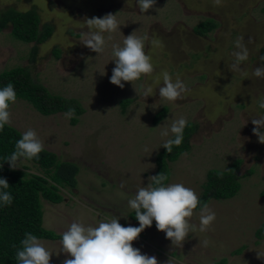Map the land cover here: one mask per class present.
Listing matches in <instances>:
<instances>
[{
  "label": "rangeland",
  "instance_id": "rangeland-1",
  "mask_svg": "<svg viewBox=\"0 0 264 264\" xmlns=\"http://www.w3.org/2000/svg\"><path fill=\"white\" fill-rule=\"evenodd\" d=\"M7 8L36 10L40 27L49 25L52 32L42 43H26L5 27L0 32V73L27 67L51 94L75 99L83 108L73 124L65 113L43 115L21 99L10 107L11 127L21 134L35 130L45 150L78 167L74 186L58 188L60 202L40 197L44 229L61 235L74 221L96 227L113 217L125 227H138L130 218L128 199L156 172L157 155L170 138L160 135L163 128L183 117L196 130L190 149L168 161L166 183H182L200 198L209 170H224L241 160V187L232 198L207 201L216 220L207 232L190 234L184 247H173L155 221L133 247L155 256L159 264H221L222 259L225 264H264L258 258L264 238L255 235L264 222V144L258 142L252 124L253 118L264 115V109L252 102L264 97V78L253 74L263 66L259 51L264 47V0H222V6H214L213 0H156L147 13L140 11L138 0H0V11ZM109 13L117 14L121 26L115 33H104L106 48L99 55L83 45L81 34L89 31L87 18ZM208 20L215 28L196 34L194 28ZM133 32L148 36L145 52L155 67L151 77L135 82L137 91L131 82H124L123 89L110 82L115 67L112 45L123 46V39ZM239 36L244 37L249 58L241 64L242 71L233 73L228 65L234 62ZM153 38L158 46L151 44ZM165 70L173 80L179 75L190 90L184 99H160L163 80L156 77ZM148 86L153 93L145 98ZM162 109L167 111L155 122ZM20 166L17 169L27 176H45L31 161ZM196 212L192 222L198 226ZM38 239L52 252L50 264L70 258L60 240ZM204 240L209 241L207 247Z\"/></svg>",
  "mask_w": 264,
  "mask_h": 264
},
{
  "label": "clouds",
  "instance_id": "clouds-1",
  "mask_svg": "<svg viewBox=\"0 0 264 264\" xmlns=\"http://www.w3.org/2000/svg\"><path fill=\"white\" fill-rule=\"evenodd\" d=\"M155 3L156 0H138V7L141 12L147 13ZM213 5L222 6V0H213ZM86 25L89 31L81 34V42L99 55L103 54L106 48L104 33H115L120 30L121 26L117 20V14L111 13L106 14L103 18H87ZM111 39L112 36L109 35L108 40ZM148 39L147 35L138 37L133 32L123 39V46L112 45V56L115 61L110 78L112 84L123 89L124 82H131L135 88L136 81L142 77L153 75L155 67L152 57L145 52V41ZM243 41V36L237 37L234 41L237 51L232 54L234 62L228 65L229 70L233 73L242 71L241 64L249 58V50ZM151 44L158 46L159 41L153 38ZM259 59L264 63V56ZM253 74L257 78H264V66L256 67ZM160 77L163 80V86L159 88V96L162 100L176 102L184 99L190 91L179 75L173 80L169 72L165 70L156 77L157 81ZM152 93L151 86L144 88L145 98ZM16 101L17 93L11 82L0 88V132L4 131L5 126H11L10 107ZM252 102L258 104L259 109H264V97L259 101L253 98ZM75 112V108H69L65 117L71 119ZM252 124L255 125L253 133L258 137V142L264 144V132L261 131V128H264V115L253 118ZM187 126L188 121L181 117L174 119L170 127L163 128L160 135L170 138L166 139L162 146L169 153L172 152L173 146L179 147L183 143L184 131ZM43 151L44 143L37 132L29 128L16 142L15 151L5 159L11 169L16 170L21 168L20 165L25 160L39 159ZM145 151L148 149L145 148ZM218 175L222 177L223 172H219ZM148 179L147 186L139 187L127 202L139 221L138 227L121 225L119 217H113L108 222L101 221L96 227L85 226L82 222L74 221L61 234L62 251L70 257L63 260L62 264H159L155 256L142 254L140 249L133 247V242L146 228L152 226L153 221H155L156 228L166 234V238L171 241L173 247L182 248L190 234L197 231L203 233L211 229L216 220V214L207 202L200 200L193 189L182 183H166L169 176L164 172L150 176ZM9 186L7 179L0 178V204L4 206H11L13 203L14 198L7 191ZM121 187H124L123 182ZM197 209L198 226L192 222L193 216L197 214ZM20 243L21 247L16 253L18 264H50L52 252L36 235L25 233V238ZM202 244L207 247L209 241L204 240ZM258 258L264 259V252L258 251Z\"/></svg>",
  "mask_w": 264,
  "mask_h": 264
},
{
  "label": "trees",
  "instance_id": "trees-1",
  "mask_svg": "<svg viewBox=\"0 0 264 264\" xmlns=\"http://www.w3.org/2000/svg\"><path fill=\"white\" fill-rule=\"evenodd\" d=\"M7 26L11 27L13 38L26 43H42L52 32L49 25L40 27V18L34 9L18 11L14 8H7L0 11V32ZM215 26L212 20H208L196 26L194 32L202 35L211 31ZM55 51L58 53L57 50ZM35 53L36 48L34 47L32 57ZM261 56H264V47L259 51V58ZM261 64L264 66V63L261 62ZM9 82L14 85L17 99L29 102L36 111L43 115L66 113L69 108H75V115L71 118L72 123L75 124L77 116L83 113V108L77 100L51 94L30 74L27 67L2 71L0 88ZM166 111L167 109H162L154 121L160 120ZM195 130L196 125L192 122L188 123L184 131L183 143L179 147L173 146L171 153L164 148L157 155V168L154 175L164 172L170 176L168 161L175 160L180 154L190 149L189 139ZM20 138L22 134L11 126H5L4 131L0 132V178L7 179L10 185L7 191L14 198L11 206L0 204V264H18L16 253L21 247L20 242L25 238V233L34 234L37 238L61 241V235L46 230L42 226L40 197L52 203L60 202L62 197L58 193V188L67 185L73 187L75 175L78 172V167L74 163L59 161L54 153L45 149L39 159L28 160L42 169L45 176L41 177L36 174L27 176L22 170H12L5 158L15 151V144ZM240 163L241 160H236L224 170H209L202 187L200 200L207 202L210 199L220 200L234 197L241 187L240 179L244 177L239 174ZM221 171L223 172L222 177L218 175ZM49 181H51L50 184ZM261 195L264 196V190ZM130 218L139 224L133 210L130 212ZM255 235L259 240L264 238V222L256 230ZM239 252L240 249L234 251V253ZM225 263L226 260L222 259L221 264Z\"/></svg>",
  "mask_w": 264,
  "mask_h": 264
}]
</instances>
